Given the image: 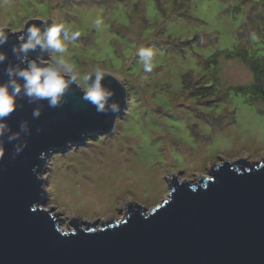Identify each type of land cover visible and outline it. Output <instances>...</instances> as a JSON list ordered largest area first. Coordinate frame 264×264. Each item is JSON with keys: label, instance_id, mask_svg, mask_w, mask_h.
<instances>
[{"label": "rangeland", "instance_id": "obj_1", "mask_svg": "<svg viewBox=\"0 0 264 264\" xmlns=\"http://www.w3.org/2000/svg\"><path fill=\"white\" fill-rule=\"evenodd\" d=\"M29 19L80 30L69 59L81 72L99 64L126 94L110 134L47 160L40 206L59 214L61 230L70 218L120 221L126 204L154 207L171 174L195 181L220 159L264 157V99L232 90L252 76L225 57L242 47L264 64V0H0V28L20 31ZM141 46L157 50L151 73L138 63Z\"/></svg>", "mask_w": 264, "mask_h": 264}, {"label": "water", "instance_id": "obj_2", "mask_svg": "<svg viewBox=\"0 0 264 264\" xmlns=\"http://www.w3.org/2000/svg\"><path fill=\"white\" fill-rule=\"evenodd\" d=\"M11 32L0 46L8 54L0 64V83L7 79L4 68L15 62L11 48L20 31ZM102 83L115 92L118 113H98L73 85L67 103L51 108L43 102L38 119L32 116L37 105L26 101L8 118L14 131L29 121L31 135L24 137L27 147L18 155L15 142H6L0 159V264H264V157L220 159L208 169V178L195 181L171 174L166 199L149 209L126 204L120 221L70 218L71 230H61L59 214L41 208L46 201L41 174L49 156L110 134L123 113V84L110 74Z\"/></svg>", "mask_w": 264, "mask_h": 264}, {"label": "clouds", "instance_id": "obj_3", "mask_svg": "<svg viewBox=\"0 0 264 264\" xmlns=\"http://www.w3.org/2000/svg\"><path fill=\"white\" fill-rule=\"evenodd\" d=\"M39 21L42 22L40 26L28 25L26 22L21 28L20 34L16 36V43L11 48L15 62H9L4 68L3 74L7 79L0 83V159L5 156L6 142H15V155L27 147L24 137L31 135L29 121H22L17 131L8 123V118L24 107L23 101L37 105L32 116L38 119L42 114L40 105L43 102L46 101L51 108L61 107L67 103L69 89L75 85L81 89L83 99L92 104L98 113L120 111V104L112 100L115 92L102 83L109 73L99 64L81 72L69 59L68 45L80 38L81 31L63 22L51 20L49 24L48 21ZM93 26L96 29L104 27L103 18L97 17ZM11 34L13 32L10 30L0 28V46L9 42ZM156 51L152 47H139L136 54L144 73L153 71ZM32 53L37 55L32 57ZM45 53L49 54L47 59L44 58ZM6 61L8 54L0 51V64ZM81 81L86 87L81 86Z\"/></svg>", "mask_w": 264, "mask_h": 264}, {"label": "trees", "instance_id": "obj_4", "mask_svg": "<svg viewBox=\"0 0 264 264\" xmlns=\"http://www.w3.org/2000/svg\"><path fill=\"white\" fill-rule=\"evenodd\" d=\"M155 6H156V9H158L159 5L155 4ZM88 32H91V31H88ZM240 50H244V51L239 53ZM215 56L216 54L210 57L208 60H206V66L204 68L206 67L208 68L207 65H212V66L215 65L216 63L214 59ZM225 57L226 58L237 57L239 60H241V62L246 64V67L252 76L251 84H248L247 86L244 85L245 87H242V86L233 87L232 90L250 92V94L256 99L258 98L264 99V87H263L264 80L260 78V74L264 76V64L261 63V61L257 59H252L251 57H249L246 49L242 47H235L233 48L231 52H226Z\"/></svg>", "mask_w": 264, "mask_h": 264}]
</instances>
